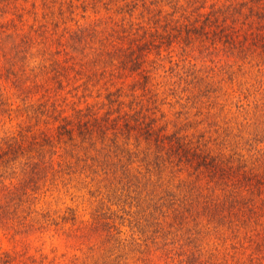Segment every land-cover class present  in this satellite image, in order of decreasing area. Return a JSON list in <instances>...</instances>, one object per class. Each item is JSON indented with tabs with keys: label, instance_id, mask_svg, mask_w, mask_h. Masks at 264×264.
<instances>
[{
	"label": "trees",
	"instance_id": "16d2710c",
	"mask_svg": "<svg viewBox=\"0 0 264 264\" xmlns=\"http://www.w3.org/2000/svg\"><path fill=\"white\" fill-rule=\"evenodd\" d=\"M0 15L1 228L91 264H264V0Z\"/></svg>",
	"mask_w": 264,
	"mask_h": 264
},
{
	"label": "rangeland",
	"instance_id": "374dc122",
	"mask_svg": "<svg viewBox=\"0 0 264 264\" xmlns=\"http://www.w3.org/2000/svg\"><path fill=\"white\" fill-rule=\"evenodd\" d=\"M4 18L0 15V20ZM18 230L0 227V257L9 255L17 264H91L88 252L75 250V239L51 230Z\"/></svg>",
	"mask_w": 264,
	"mask_h": 264
}]
</instances>
